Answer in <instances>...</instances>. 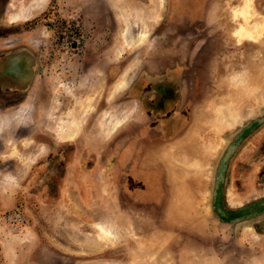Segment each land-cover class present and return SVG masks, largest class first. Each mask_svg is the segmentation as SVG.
<instances>
[{
	"label": "rangeland",
	"instance_id": "374dc122",
	"mask_svg": "<svg viewBox=\"0 0 264 264\" xmlns=\"http://www.w3.org/2000/svg\"><path fill=\"white\" fill-rule=\"evenodd\" d=\"M0 264H264V0H0Z\"/></svg>",
	"mask_w": 264,
	"mask_h": 264
},
{
	"label": "bare ground",
	"instance_id": "6f19581e",
	"mask_svg": "<svg viewBox=\"0 0 264 264\" xmlns=\"http://www.w3.org/2000/svg\"><path fill=\"white\" fill-rule=\"evenodd\" d=\"M12 19H14V18H12ZM125 26H126L125 27V30H124V32H122L124 34V43L123 44H125V46L128 47V48H131V47H134V46L138 45L142 41V39L145 37V27H144L145 25L143 24V21L142 22H138V23L137 22L130 23L129 21H127ZM128 82H129V77H123V78H121L114 85V87L112 89V94H115L117 92H120V91L124 90L125 87L127 86ZM1 119H3V117ZM119 125H120V121L119 120H116V121H114V123H111L108 126V129H109L110 132H112L115 129V127H117ZM97 226H98V228L100 229V231L105 236H109V235L112 234V230H111L112 227L111 228H108V227H105L104 225H101V224H98Z\"/></svg>",
	"mask_w": 264,
	"mask_h": 264
}]
</instances>
